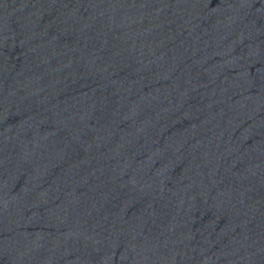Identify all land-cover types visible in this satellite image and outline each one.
Here are the masks:
<instances>
[{
	"label": "water",
	"instance_id": "water-1",
	"mask_svg": "<svg viewBox=\"0 0 264 264\" xmlns=\"http://www.w3.org/2000/svg\"><path fill=\"white\" fill-rule=\"evenodd\" d=\"M0 264H264V0H0Z\"/></svg>",
	"mask_w": 264,
	"mask_h": 264
}]
</instances>
